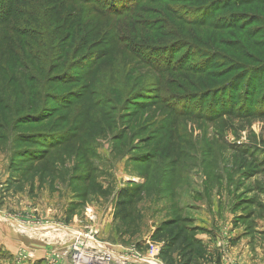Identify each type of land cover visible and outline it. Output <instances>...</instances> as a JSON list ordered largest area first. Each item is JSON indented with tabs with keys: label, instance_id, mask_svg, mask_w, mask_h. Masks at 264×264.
<instances>
[{
	"label": "rangeland",
	"instance_id": "obj_1",
	"mask_svg": "<svg viewBox=\"0 0 264 264\" xmlns=\"http://www.w3.org/2000/svg\"><path fill=\"white\" fill-rule=\"evenodd\" d=\"M43 1L20 0V45L0 46V264H75L96 248L145 264L151 247L161 254L178 230L202 234L210 216L214 251L228 254L240 239L229 259L264 264L261 6L231 16L214 3L197 8L203 1L100 0L131 12L100 18L107 35L83 41L82 56L55 77L52 67L66 64L46 60L45 31L21 24L42 19ZM52 31V47H62L66 31ZM34 65L43 72L25 74ZM32 79L52 81L32 94ZM25 99L31 109L20 108ZM27 112L43 121L17 123ZM119 192L131 195L126 219Z\"/></svg>",
	"mask_w": 264,
	"mask_h": 264
},
{
	"label": "trees",
	"instance_id": "obj_2",
	"mask_svg": "<svg viewBox=\"0 0 264 264\" xmlns=\"http://www.w3.org/2000/svg\"><path fill=\"white\" fill-rule=\"evenodd\" d=\"M191 1L193 2L203 1L201 5L197 7L200 9L203 7H208L209 4L214 3L215 6L222 7L223 11H227L229 13L231 12L230 14L231 16L235 15V13H232L233 10H239L243 7H250L253 5H257L259 7L261 6L262 13L264 14V0H191ZM19 2L20 0H7L6 2L8 3L7 6H5L4 8H0V11L4 13V17L0 19V46L3 44L1 47L12 46L14 44L20 45L19 44L20 41L12 37L14 34H16V26H17L16 25L17 22H13V19H17L21 17L25 12V9L21 8L22 6L21 4H19ZM113 2L115 3V0H113ZM98 3H100V0H44L41 4L42 19L36 22H31L30 24L25 23L24 20L23 22H21V24L26 25L25 27L27 28L33 26L41 30L42 32L45 31L44 39L45 42L49 44L48 49H46L45 58L47 56L46 60L49 63H53V62L59 63L61 64L62 68H64L63 66L66 64L65 68L62 71L60 70V72H58L59 71L58 66H53L50 74H53V72L56 71L58 74H56L55 77L59 75L63 76L64 73L67 72V70L69 69L70 65H74L72 64V62L75 59L72 61V58L75 56L76 59L78 60L82 56V55L79 56V54L84 50L83 41L85 42L86 45L88 41L93 37L103 38L107 35L108 32H106V27H101L99 29V26L101 24V21L99 20L100 18H105L104 15L122 16L123 14H127L131 12V9L128 8L125 9L124 11H121V13L119 14L116 10L113 9L112 11H110L109 9L99 8ZM198 13H201V11ZM229 16H227V18ZM55 17H57L58 20H56ZM56 23H59L60 29L66 31V33H65V38L62 41V47L60 46L53 48L52 46H53L55 33H53L52 31V27L56 25ZM86 25H90L89 28L92 29L88 28L89 30H87V32H84ZM225 25H229V23L227 22ZM225 28L231 29V27L229 26H226ZM24 37L25 39L30 40V42L31 40H34L33 39L34 37L30 35L29 36L25 35ZM32 54L33 51H31L30 55ZM24 71L25 74H27L28 72L30 73L43 72L42 68H39L38 65H34L31 66L30 68H26ZM51 81L52 79H49L47 80V83ZM95 82H101V81L95 80L94 83ZM47 83L45 82L44 84ZM38 84L40 85V83H38V80L36 79H32L31 81H29V85H30L29 90H31L32 94L38 91V87H39ZM44 84L40 86H44ZM90 84L91 83H89V85ZM101 88H104V86L102 85ZM32 103L33 101L30 103V101L25 99L24 102L21 103L22 107L20 106L19 107L23 110L25 108L31 109L33 105ZM11 104H14V101H11ZM83 110L85 111V109ZM37 115L39 114L38 113L32 114L30 112H27L23 115L18 116L16 122L21 123L24 119H34V121H38V120L43 121V119L37 118ZM2 118H4L5 120V115L2 116ZM35 161L42 162V157L37 158V160ZM130 198H131L130 194H123L122 192H119L116 197L115 209L117 210L116 211L117 215L118 214L123 215L124 219L128 217V206L130 204L129 202ZM185 221L186 220L184 218V222ZM178 223L177 224L171 223V224L172 226H175L176 229L177 227H182V225H184L185 227H182V229L184 228L182 231L188 234L189 233L187 232L188 224L186 223L178 224ZM171 224L168 225L171 226ZM180 233H181L180 230L175 232V234H172V236L170 233L169 237L166 239L165 248L163 247V250L161 251L160 254L165 264H171L169 259L166 258L168 252L171 250L172 251L176 250L179 246L181 247V250L179 252L182 253V258L184 260V263L186 262V264L189 263L190 259L199 257L201 255V251L199 249L200 245L194 239V235L190 234L191 237H189V235L184 234L183 237L182 236L183 234ZM172 246H178V247L172 249ZM216 264H219V262H216Z\"/></svg>",
	"mask_w": 264,
	"mask_h": 264
},
{
	"label": "crops",
	"instance_id": "obj_3",
	"mask_svg": "<svg viewBox=\"0 0 264 264\" xmlns=\"http://www.w3.org/2000/svg\"><path fill=\"white\" fill-rule=\"evenodd\" d=\"M217 204L218 203H215L211 207H214L213 211H216L218 213L220 211V209H219L220 205L219 204L217 205ZM112 218H113V214L110 215V220H112ZM201 221H205V222H201V224H202L201 226H203L204 228L200 227L201 230H199V231H201L202 234H196V235L193 234L194 235V239L196 238L195 240L199 243V245H201V246L205 245L206 246L207 244H209L210 247L207 249L206 254L203 252V253H201V255L199 257L195 258L197 260V264H216V262H219V264H240L241 262L240 263L238 262V260H240V254H238L236 256V258L238 260L237 259L235 260V258H233V256H231L232 258H230V259H233V260L230 261V259H229V256L232 254V252L235 251V248L237 247L236 245H238V243H240V241H239L240 239L239 240H233V242H231L233 244V247L230 248V250L228 251V254H226V251L223 249V247H222V249L219 248L220 251L218 249L214 251V249L216 248L214 246V243L216 241H218L217 240L218 237L217 236H213L211 232L214 230L213 228L214 227H218V225L215 224L211 220V216H210V218L208 220L205 218L204 220H201ZM220 225H221V222H220ZM196 227H198V226H196ZM157 228H159V227L156 226L154 228H151V233L153 231H155ZM191 230H192V228L189 231H191ZM230 238L231 237H229V239ZM223 245H224V242H223ZM176 247L177 246H172V249L176 248ZM212 247H213V249H212ZM171 251L168 252V255L166 256V258L169 259L171 264H178V261H177V259H178V256H177L178 251L177 250H174L172 252ZM159 254H160V252H159ZM218 254L219 255L221 254L220 258H218L219 257V256H217ZM223 255L226 256V257L223 258ZM180 263L181 264H186V262L184 263V260H183V262H180Z\"/></svg>",
	"mask_w": 264,
	"mask_h": 264
},
{
	"label": "built area",
	"instance_id": "obj_4",
	"mask_svg": "<svg viewBox=\"0 0 264 264\" xmlns=\"http://www.w3.org/2000/svg\"><path fill=\"white\" fill-rule=\"evenodd\" d=\"M80 245H81V243H80ZM96 249L97 250L95 252L93 250H91L90 252H85V253L82 252L84 255H87V256L92 255V256L96 257V260L91 264H114V262H116L117 264H119V263L122 264L124 262L122 257H119L110 251L108 252L105 249L103 250L100 248H96ZM150 252H151L152 259H149L147 261L145 260V264H151V263L160 264V262L157 259L159 249H157L155 247H151ZM132 255L135 257H139L135 253H132ZM76 256L77 255H74V257H76ZM73 259H75V258H73ZM74 263L75 264H82V263L76 262L75 260H74Z\"/></svg>",
	"mask_w": 264,
	"mask_h": 264
},
{
	"label": "bare ground",
	"instance_id": "obj_5",
	"mask_svg": "<svg viewBox=\"0 0 264 264\" xmlns=\"http://www.w3.org/2000/svg\"><path fill=\"white\" fill-rule=\"evenodd\" d=\"M49 228V227H48ZM42 231V230H41ZM59 232V231H58ZM60 233V232H59ZM75 235V234H74ZM54 239V238H53ZM80 253V252H79ZM76 262L83 263V264H91L96 260V257L92 255H84L83 253H80L76 257H74ZM153 264V263H151Z\"/></svg>",
	"mask_w": 264,
	"mask_h": 264
}]
</instances>
